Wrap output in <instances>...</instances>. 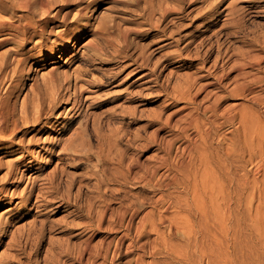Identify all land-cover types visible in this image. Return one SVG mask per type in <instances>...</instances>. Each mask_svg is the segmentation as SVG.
<instances>
[{
	"label": "rangeland",
	"instance_id": "1",
	"mask_svg": "<svg viewBox=\"0 0 264 264\" xmlns=\"http://www.w3.org/2000/svg\"><path fill=\"white\" fill-rule=\"evenodd\" d=\"M70 1L75 2L76 0H69V3H71ZM208 1L212 0H196V2L195 0H111L109 3L100 4L95 11L89 13L88 18L93 25H97L98 22H104V20L109 19L113 20V24L109 23L107 27L108 30L106 29L107 31H104L106 33L99 31V33L97 31V33L93 32L90 37L83 40L80 44L82 45L86 40L91 38L97 40V42L103 45L105 37L109 35L106 37V41L108 39V41L105 42L106 46L103 45L106 48L104 51L106 52L105 55L108 57L113 54L112 48H114V46L117 48L116 45H120L122 42L119 31L123 32L125 28L126 31H128L127 28H130V33L128 34L127 32L128 43H126L127 45L129 44L128 53L132 55V59L138 60L137 62L134 61L135 64H132L133 62L130 60H126L125 65L128 64V68L119 77V81L113 84H108L110 82V78H108V66L100 65L92 60L83 59L84 56L81 54L87 53V55H92L93 52L89 48H80V46V51H78V48H71L70 53H65L66 56L75 54V57L69 59L70 62L68 61L64 66H61L63 62L60 59H57L59 62L54 65L57 69H55L54 74L56 73L58 76L55 75V85L58 84L54 91H52L49 86L45 87L46 83L45 80H43L44 76L47 75L46 72L53 67V65H48L49 60L47 58L39 61L31 60L28 64V71L23 74H18L17 76L13 75V77H10L11 73H8L7 79L5 77V82L1 80L0 99L5 100L8 98L10 109L13 111L12 113H14V118L17 119V117H19L22 106H25V109L29 114L33 113L34 104L38 102V106L42 110L41 113H43L42 121H45V119L48 118L51 121V128L40 134V144L38 147L34 148L35 150H33L36 155V160H34L36 164L34 170L31 172H24L25 180L19 185L16 184L17 186L14 185L10 187V193L14 192V197L11 199L9 197L6 198V204L0 206V217L3 216L6 217V219L8 218L6 234L3 237L1 242L2 245L0 246V253L2 252L0 254V264H92L93 262V264H182L181 260H183L182 258L187 253L191 256L190 260L194 264H199V262H201V260H199V253H194L193 247L188 243L186 235H184L180 229H174L172 230V233L168 235V230L165 227L160 226L158 229L161 234L160 236L155 232L146 235L142 234V236L139 235V233L136 235L134 230L137 227L136 225H139V222L145 218L144 214L150 213V211L154 216L157 214V206L155 203L156 198L165 193V199L169 198V196L170 199H173V196L178 195V192H173L172 189L151 190L150 188L142 187L140 184L137 185V183L128 176L126 164L129 163V160H131L130 158L136 155L140 157L141 161L147 159L152 160L151 158H154V155H156L157 152H155L156 146L153 143H151L153 145L150 144L151 147L149 150L144 149V152L142 151L143 145L148 141L150 142L154 130L158 128V124L146 128L147 120L151 117H155V119L159 118V115L160 120L165 121L174 109L183 105L182 103H179L171 105L168 109L164 107L170 101L168 97L173 96L172 88L181 85L180 82L183 83L188 76L204 74V72L200 70L202 64H200V61L195 60V57L193 56V53H195L193 49L190 52V56L185 57L186 62H175V60H169L166 58L171 56L175 57L177 46L174 47V45H171L170 47L164 46L158 48L164 42L157 41L158 38L148 37L145 33L148 32L150 36L155 34L156 31L154 26L157 23H159L160 26H163L169 19L178 15L174 12V14L170 13L163 21L160 16L159 8L165 6L174 8L173 6H175V8L187 9L188 7H192L198 8L200 11L206 9L211 4ZM252 1L253 0H222L216 8L217 13L220 11L223 12L216 16L220 22L215 29H212L216 31L218 30L217 33L219 32V36L229 31L232 32L229 37L226 38V36H224L219 41L220 43L226 39V43L222 45L221 48L222 51L228 52V58L227 56H223V59L220 61L221 63H219L221 65L218 64L216 69L218 73H221L222 70H228L232 61L236 59L238 60V54L240 51L248 50L249 54L251 53L250 55L252 56H264V4H262L263 7L255 8L253 6L250 8ZM151 3L153 5H151ZM228 3H232L236 11L232 16L228 10ZM137 12L138 14H136ZM227 12L229 14H227ZM17 13L20 14V12H16V15H18ZM63 14L64 11L61 12L60 17H62ZM0 15L3 17L5 16L3 13H0ZM206 15L192 21L191 27L186 31H182L181 35L183 36L186 33L196 34L201 28V21L208 19L206 18ZM234 18L244 25L245 28L242 34H233V32L236 31L231 25ZM60 19L61 18H59V20ZM68 19L71 20V16H69ZM75 26V24H72L70 29ZM221 27H225V31L222 30ZM197 28L198 30H196ZM209 33H211V31L204 33L200 39L203 38V36L205 38L209 37ZM176 37L178 36H174V38ZM98 38L100 40H98ZM109 38L112 40H109ZM149 40H153L154 42L150 47H146L147 43L150 42ZM47 41L45 42L46 46L49 44ZM117 41L119 44H116ZM183 41L179 47L183 46L188 39L185 38ZM197 41H199V39ZM109 42L114 43L108 44ZM4 49L5 48H1L0 52ZM140 53H142L143 56L145 55L144 58L149 59V63L144 62L139 55ZM182 55L186 56V53H183ZM227 60L230 62L228 63ZM129 61L130 64H132L131 66H129ZM190 61H192V64H190ZM211 63L212 60L206 64V67ZM136 66H141L140 70H138L140 72L137 71V74H133L125 80L124 77L126 73ZM149 68L155 73H152L148 78L138 80L135 86L129 87V84L138 74L149 73ZM63 74L67 76L66 81ZM76 74L80 75V78L82 77L85 81L79 82V85H82V92L73 88V85L75 84L73 78ZM149 78L156 82L153 81V83H147L146 80H150ZM100 82L102 83L101 85L99 84ZM69 87L71 88L69 89ZM126 89H129V91H141L143 89L141 94L143 98L137 97L130 101L127 96L115 102L114 100L116 97L119 94L125 93ZM36 99L38 100L36 101ZM51 102L53 104H51ZM233 103H240L247 107L252 105L250 102L240 98H228L223 101L222 107L232 105ZM132 108L138 111V121L134 124L130 125L131 120L128 117L125 119L121 117H112L113 113H122ZM49 113H52V116ZM44 114H46V116ZM174 120V118L171 120L172 123ZM222 120L224 119L220 118L219 123L222 122ZM18 124V131L16 132L14 141L16 142L21 137L24 138V149L31 150V147L27 143V138L34 135V132H31L32 127L30 125L19 123V121ZM234 128L235 126L228 124L216 131L219 136L218 138L225 135V140L220 141L222 146L229 148L232 146V142L229 140H232L231 138H233ZM169 130V128H164V130L158 134V137H167ZM168 138L169 137H167V139ZM44 139H46V142H42ZM211 142L212 147L217 145L218 140L216 135ZM51 144H54V146ZM38 151L40 152L38 153ZM18 153L19 152H16L7 156V158H3L2 161L5 162L9 159H13ZM121 156L124 157L123 163H119ZM26 157L28 158L30 155H26ZM245 157V163L234 162L231 158L230 166L236 177H243V175L247 173L249 182H251L256 177H259L257 170L258 164L255 159L249 162L247 161L248 157ZM5 167L6 166L2 167L3 169L0 171V179L6 171ZM32 172L33 175L30 179L28 177ZM97 173H100V175ZM157 173L158 174H156L155 177L156 181H158L159 176L161 177V175H165L163 171ZM2 186V181L0 180V187ZM32 186L35 188L33 189ZM100 187L102 188L100 189ZM30 192L31 195H29ZM103 192L106 194H102ZM171 192H173L174 195ZM27 195L29 196V201L26 203L23 202L19 205L18 202L21 199L26 198ZM166 195L168 196L166 197ZM98 197L99 199H97ZM78 199L81 200L78 201ZM90 199L92 200L90 201ZM36 200L37 202L35 203ZM56 203L68 204L70 208L67 207L68 210H65L63 206L57 207L58 204ZM9 207H12V210L6 214H2L3 211H6ZM103 210L105 211V215L101 217ZM123 210H128L125 212L124 216L125 225L123 223L122 226H118L119 223L117 218ZM134 210H136L137 213L132 221V235L130 234L128 238L123 240V244L121 243V248H119L120 253L115 256L116 252H114L115 249L113 248H116L114 246H117V239L123 234L126 221L130 219V215ZM127 212L128 214H126ZM256 212L257 211H253V213ZM86 215L89 216L86 217ZM257 223L259 232L257 231V227L251 229L252 223L250 222H246L236 227V235L239 237L242 247H245L246 245L253 246V243H256L254 244V247L257 245L256 247H259L260 249V244H263L264 206L257 212ZM116 227L118 229H116ZM255 229L258 234H261L260 240L258 239V234H255L254 232ZM200 240L201 239H199V241ZM258 240L261 241V243H259ZM128 243H132L131 246H129ZM206 243H210V245L213 244L209 239H207ZM87 244H90V249ZM137 246L138 248H135ZM140 246L145 248L143 250L144 254L141 253L139 249ZM254 247L252 248L254 249ZM128 249L133 250H130L129 252ZM81 254L83 256H81ZM101 254H103V257H101ZM138 255H143V257L141 256V259H137ZM97 256H99V258ZM111 257H114V259ZM261 263L264 264V261H261ZM202 264H206L205 261H203Z\"/></svg>",
	"mask_w": 264,
	"mask_h": 264
},
{
	"label": "bare ground",
	"instance_id": "2",
	"mask_svg": "<svg viewBox=\"0 0 264 264\" xmlns=\"http://www.w3.org/2000/svg\"><path fill=\"white\" fill-rule=\"evenodd\" d=\"M109 1L111 0H76L75 2L70 1L71 3H69V0H0V13H3V15L5 14L4 17L0 15V49L5 48L0 52V83L1 80L5 82V77L7 79L8 73H11L10 77H13V75L17 76L18 74H23L24 72L28 71V64L31 60L39 61L47 58L49 60L48 65H53V67H51L48 72H46L47 75L45 73L46 76H44L43 80H45L46 83L45 87L49 86V88L54 91L58 84L57 83L55 85L56 73L54 74L56 69L54 65L59 62L57 59H60L63 62L61 66H64L67 64L69 59L75 57V54L66 56L65 53H70L71 48H78V51H80V48L84 47L89 48L93 54L87 55V53H83L81 54L84 56L83 59L92 60L95 61V63H99L100 65L108 66V78H110V82L107 81L109 82L108 84H113L119 81V77L128 68V64L125 65V61L130 60L133 62L132 64H135L134 61L137 62L138 60L132 59V55L128 53L129 44L127 45L126 43H128L127 32L128 34L130 33V28H127L128 31H126V28L123 32L119 31L122 42L120 45H116L117 48L114 46V48H112L113 50L111 49L113 54L110 57L106 56V52H104L106 50L104 47L106 46L105 42L108 41V39L106 41V37L109 35H105V41L103 42L104 46L97 42V40L91 38L86 40L82 45L80 44L83 40L90 37L93 32H104L107 29L109 23L113 24V20L109 19L104 20V22H98L97 25H93L90 23L88 18L89 13L95 11L97 7L100 6V4H106L109 3ZM213 1L214 0L208 1L211 4L206 9L200 11L198 8L192 7H188L187 9L175 8V6H173L174 8L168 6L161 8L158 7L163 21L170 13L174 12L178 15L169 19L168 22L165 21L166 24L163 26H160L159 23H157L154 26L156 31L155 34L150 36L148 32L145 33L148 37L158 38L157 41L164 42L158 48H162L164 46L170 47L171 45H174V47L177 46V49L175 50V57H165L166 59L184 63L186 62L185 57H189L190 52L193 49L195 52L193 53V56L195 57V60L200 61V64H202L201 69H199L202 70L204 74L198 76H188L183 83L180 82L181 85L172 88L173 96L168 97L170 101L164 107L168 109L173 104L176 105L182 103L183 105L174 109L168 115L165 121H161L159 115V118L155 119V117H151L147 120L145 126L146 128L155 124H158V128L154 130L150 142L148 141L145 145H143L142 151L144 152V149L149 150L151 147L150 144L153 143L156 146L155 152H157V154L154 155V158H151L152 160L144 159L145 161H141L140 157L136 155L130 158L131 160H129V163L126 164L128 176L135 183H137V185L140 184L142 187H147L151 190L172 189L173 192H178V195H174L173 192H171L174 195L173 199H170V196L169 198L165 199V193H162V196L159 195L156 200L154 199L157 206V214L154 216L151 211L150 213L144 214L145 218L142 217L143 219L139 222L140 224L136 225L137 227L135 226L136 229L134 232L136 235L139 233L141 236L142 234L146 235L155 232L158 236H160L161 234L158 231L160 226H163L168 230V235L172 233V230L180 229L182 233L186 235L188 243H190L193 247L194 253H199V260H201L199 264H202L203 261H205L206 264H260L261 261H264V240H262L263 244H260V249L262 250H260L259 247L257 248V245L254 247V244L256 243H253V246L246 245L245 247H242L239 237L236 235V227L246 222H250L252 223L251 229L257 227L258 231L259 227L257 226V212L261 207L264 206V56H252L250 55L251 53L249 54L248 50H243L239 52L238 60L236 59L232 61V64L229 65V67L227 66L228 70H222L221 73L216 71L218 64L221 63L220 61L223 59V56L225 57L228 54L227 51H222L221 48V46L226 43V39L220 43L219 41L224 36H226V38L229 37L232 32L229 31L223 34L220 33L222 35L219 36V32L217 33L218 30H214L220 22L216 16L223 11L217 13L216 9L222 0ZM262 4H264V0H253L250 8L253 6L255 8L261 6L263 7ZM151 5L153 4L151 3ZM228 10L231 16L236 13L232 3H228ZM62 11H64V14L62 17H60ZM16 12H20V14L17 13L18 15H16ZM229 13L227 12V14ZM136 14H138V12ZM205 15L208 19L201 21V28L196 32V34L184 33L185 35H181L182 31H186L191 27L192 21L202 18ZM69 16H71V20L68 19ZM59 18L61 19L59 20ZM72 24H75L76 26L70 29ZM231 25L232 28L234 27L236 29L233 34H242L245 28L244 25L239 22V20H236V18H234V21H232ZM221 29L224 30L225 27H221ZM196 30H198V28ZM209 31H211V33H209V37L205 38L203 36V38L200 39L204 33ZM174 36L178 37L174 38ZM185 38H187L188 41H186L183 46L179 47ZM198 39L199 41H197ZM98 40L100 39L98 38ZM109 40L112 39L109 38ZM46 41L49 42L48 46H46ZM118 41L116 44H119ZM153 42V40L148 42L146 47H150ZM113 43L109 42L108 44ZM183 53H186V56H183ZM139 55L142 57L144 62H148L149 59L144 58L145 55L143 56L142 53ZM210 60H212V63L206 67V64H208ZM229 62L230 61H228V63ZM190 64H192V61H190ZM140 67L141 66H136L132 70L128 71L124 79L126 80L131 75L137 74L136 72L140 70ZM152 73L155 72L150 69L149 73L138 74L129 84V87L135 86L138 80L148 78L150 75H152ZM63 77L66 81L67 76L63 74ZM73 79L75 80L73 88L79 90V92H82V85H79V82H85L84 79H82V77L80 78V75L77 74ZM153 81L152 79L146 80L147 83H153ZM101 82L99 83L100 85L103 83ZM70 88L71 87H69V89ZM142 90L129 91V89H126L125 93L119 94L114 101H119L123 97L127 96L130 101H132V99L134 100V98L136 99L137 97L141 98V94L143 92ZM228 98H240L250 102L252 105L247 107L245 105H241L240 103H233L232 105L222 107L223 101ZM37 100L38 99H36V101ZM51 104L53 103L51 102ZM38 105V102L34 104V111L32 110L33 113L31 114L26 111L25 106H22V110L20 111L21 114L16 119L14 118V113H12L13 111L10 109L8 98L5 100L0 99V171L3 169L2 167L6 166V171L0 179L3 185L0 187V206L6 204V198L9 197L11 199L14 197V192L10 193V187L14 185L17 186L25 180L24 172H31L34 170V166L36 165L34 161L36 160V155L35 151L33 150H35L34 148L38 147L40 144V134L51 128V121L48 118L45 119V121H42L43 113H41L42 110ZM137 112L138 111H136V109L132 108L122 113H113L112 117H121L123 119L128 117L131 120V125L138 121ZM46 114L44 115L46 116ZM173 118L175 120L172 123L171 120ZM220 118H223L224 120L219 123ZM18 121L19 123L30 125L32 127L31 132L33 131L34 135H32L30 138H27V143L31 147V150L24 149V138L21 137L16 142L14 141V137L18 131ZM228 124L235 126L233 138H231L232 140H229L232 142V146L230 148L222 146L220 142L221 140H225V135L222 137L220 136L221 138H218L219 136L216 133L217 130ZM164 128L170 129L167 135V137H169L168 139L167 137H158V134L164 130ZM215 135L218 142L215 147H212L211 141ZM42 142H46V139L42 140ZM51 145L54 146V144ZM16 152L19 153L13 159H9L8 161L4 160L5 162L2 161L3 158H7V156H10ZM39 152L40 151H38V153ZM26 155H30V157L27 158ZM245 156L248 157L247 161L251 162L255 159L258 164L257 170L259 177H256L251 182H249L247 173H245L243 177H236L230 166L231 158L234 162L245 163ZM123 161L124 157L121 156L119 163H123ZM159 171H163L165 175H161L160 173L161 177L159 176L158 181H156L155 177ZM33 172L28 178L32 177ZM97 174L100 175V173ZM32 188L34 189L35 187L32 186ZM101 188L102 187H100V189ZM102 194H104V192ZM29 195H31V192ZM167 196L168 195H166V197ZM28 198L29 196L27 195L26 198L21 199L18 202L19 205H21L23 202L26 203L29 201ZM97 199H99V197ZM80 200L78 199V201ZM91 200L92 199H90V201ZM36 202L37 200L35 203ZM59 206H63L65 210L70 208L68 204L65 203H60L57 207ZM10 210H12V207H9V209L3 211L2 214H6ZM104 210L102 211L101 217L105 215ZM126 211L123 210L117 218L119 223L118 226L123 225ZM253 211L257 212L253 213ZM136 213V210L132 211L130 219L126 221L123 234L119 237V239H117V246H114L116 248H113L115 249L114 252H116L115 256L119 255V248H121L120 245L121 243L123 244V240L128 238L131 234V227H133L132 221ZM126 214H128V212ZM88 216L86 215V217ZM7 219L3 216L0 217V246L2 245V239L6 234V226H8ZM116 229L118 228L116 227ZM254 232L255 234L257 233L256 229ZM260 235L261 234H258L259 240L261 239ZM199 239L201 240L199 241ZM207 239L212 241L213 244H207ZM259 243H261V241H259ZM131 244L132 243H128L129 246H131ZM87 245L89 247L90 244ZM252 247H254V249ZM135 248H138V246ZM139 249L141 253L144 254L143 250L145 248L140 246ZM103 254H101V257H103ZM81 256L83 255L81 254ZM141 256L143 257V255H138L137 259H141ZM97 257L99 258V256ZM114 257L111 258L114 259ZM190 258L191 256L188 253L185 254L182 258L183 260H181V263L194 264L191 262Z\"/></svg>",
	"mask_w": 264,
	"mask_h": 264
}]
</instances>
